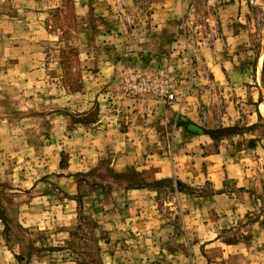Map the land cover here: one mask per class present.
<instances>
[{"label": "rangeland", "instance_id": "rangeland-1", "mask_svg": "<svg viewBox=\"0 0 264 264\" xmlns=\"http://www.w3.org/2000/svg\"><path fill=\"white\" fill-rule=\"evenodd\" d=\"M99 1L0 0V264H264V0H178L158 30L153 0H103L105 14ZM148 75L175 98L133 88ZM98 118L93 131L122 118L142 152L121 172L125 139L79 166L75 123ZM199 133L244 176L157 179ZM141 186L150 204L127 205ZM140 210V224L121 221Z\"/></svg>", "mask_w": 264, "mask_h": 264}, {"label": "crops", "instance_id": "crops-1", "mask_svg": "<svg viewBox=\"0 0 264 264\" xmlns=\"http://www.w3.org/2000/svg\"><path fill=\"white\" fill-rule=\"evenodd\" d=\"M97 5L98 9L104 14L107 10L109 11V5H106L103 0L99 1ZM153 7L155 8L153 19L157 22V25L153 27V29L158 30V28H164L163 26L165 22L169 20V17L164 19L162 15L171 16L172 13L179 11L180 3L178 0H153ZM137 37L141 40L151 41V30L148 33H141L140 35H137ZM214 69L215 72L213 71L214 73H212V76L221 80L220 73L216 67H214ZM222 71L221 68V73ZM262 104L263 103L260 101L257 102L258 109L255 112V116H263L264 113L261 109ZM187 109L188 111L185 113V115H187V121L195 123L200 118L198 110H196L193 105H190ZM222 119H225V116ZM101 121L102 118H98L95 120L77 121L75 123L78 125V129L75 130V132L83 130V138L88 140L87 143H84L86 147L82 148L81 153L85 154V157L80 160L82 164L79 166L84 170L92 169V167L96 166V163L101 161L100 159L102 158L105 149L103 146L107 141L115 142L116 145L114 146L119 147L120 144H122L121 140L125 139V145H127L126 148L122 152H119L122 148H119V151H117V149L112 151L113 156L111 157L112 161L110 165L115 172H121L123 168L133 165L137 156L142 154V152L138 147L130 146L131 144L128 142L130 141V138H128L130 133L127 132L126 128H121L122 118L113 119L110 124H107V128L102 125L100 126L101 129L99 131L96 129L93 131L94 128H92V126L95 127L96 125H99ZM80 126H82V129L79 128ZM102 128L105 130L104 133L108 135L100 133ZM92 132L95 135H93ZM213 140L214 138L206 134L199 133L190 135L184 146L181 144V149H178L176 153H172V159L166 158L161 163L160 167L155 168L154 174L156 178L169 179L175 177L178 182L187 183L189 185L202 184V182L209 181L212 187H226L231 178H241L244 176V171L246 170L242 161L240 165H234V159L228 155L227 148H221V145L218 146L216 150H213L210 146ZM79 150L80 147H73L71 151L72 153L70 154L73 156L79 155ZM150 155L151 154L149 153L148 156ZM175 160H178V163ZM143 187L144 186H141V188H132L130 191H127V194H129L126 202L127 205L131 207H139L144 203L150 204L149 198H147V191L143 190ZM141 213V210L136 213H126L125 217L121 218V221L127 226H129V224H140L143 219L140 216ZM122 228L128 229L129 227L122 226Z\"/></svg>", "mask_w": 264, "mask_h": 264}, {"label": "built area", "instance_id": "built-area-1", "mask_svg": "<svg viewBox=\"0 0 264 264\" xmlns=\"http://www.w3.org/2000/svg\"><path fill=\"white\" fill-rule=\"evenodd\" d=\"M159 77H154L148 75L143 78H139L142 81L141 84H134V89H142L143 91H148L151 93H165V95L169 98V100H173L175 98V93L170 91V86L166 80H159Z\"/></svg>", "mask_w": 264, "mask_h": 264}]
</instances>
